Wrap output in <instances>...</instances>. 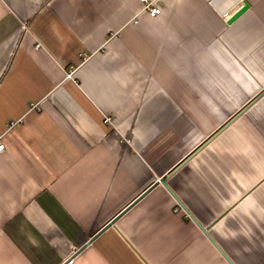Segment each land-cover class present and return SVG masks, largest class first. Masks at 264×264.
Here are the masks:
<instances>
[{"label": "crops", "instance_id": "crops-1", "mask_svg": "<svg viewBox=\"0 0 264 264\" xmlns=\"http://www.w3.org/2000/svg\"><path fill=\"white\" fill-rule=\"evenodd\" d=\"M154 1L0 0V264H264V0Z\"/></svg>", "mask_w": 264, "mask_h": 264}, {"label": "built area", "instance_id": "built-area-1", "mask_svg": "<svg viewBox=\"0 0 264 264\" xmlns=\"http://www.w3.org/2000/svg\"><path fill=\"white\" fill-rule=\"evenodd\" d=\"M140 2L143 5V11L147 12L150 16L156 17V16L160 15L161 9L157 6V3L154 0H140ZM72 74H73V70L70 69L67 72V76L71 77ZM104 122L108 123V124H112L110 117H105ZM16 124H17L16 122H12V123H10L9 126L12 128ZM4 150H5V146L0 142V153L4 152ZM72 262H73V260L70 259L68 261V264H72Z\"/></svg>", "mask_w": 264, "mask_h": 264}, {"label": "water", "instance_id": "water-1", "mask_svg": "<svg viewBox=\"0 0 264 264\" xmlns=\"http://www.w3.org/2000/svg\"><path fill=\"white\" fill-rule=\"evenodd\" d=\"M249 8L248 4H244V6L238 10L228 21L229 24L234 22L239 16H241L247 9Z\"/></svg>", "mask_w": 264, "mask_h": 264}]
</instances>
